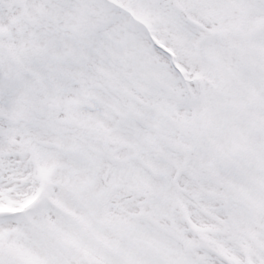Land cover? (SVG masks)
<instances>
[{
  "label": "snow or ice",
  "instance_id": "snow-or-ice-1",
  "mask_svg": "<svg viewBox=\"0 0 264 264\" xmlns=\"http://www.w3.org/2000/svg\"><path fill=\"white\" fill-rule=\"evenodd\" d=\"M0 264H264V0H0Z\"/></svg>",
  "mask_w": 264,
  "mask_h": 264
}]
</instances>
